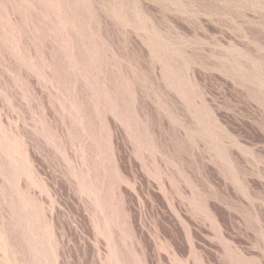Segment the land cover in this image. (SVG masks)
<instances>
[{"label": "rangeland", "instance_id": "rangeland-1", "mask_svg": "<svg viewBox=\"0 0 264 264\" xmlns=\"http://www.w3.org/2000/svg\"><path fill=\"white\" fill-rule=\"evenodd\" d=\"M0 264H264V0H0Z\"/></svg>", "mask_w": 264, "mask_h": 264}]
</instances>
